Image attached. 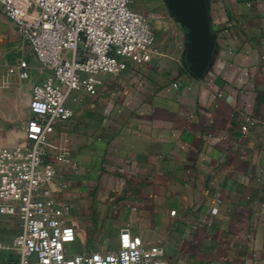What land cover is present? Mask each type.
Segmentation results:
<instances>
[{
    "label": "crops",
    "instance_id": "1",
    "mask_svg": "<svg viewBox=\"0 0 264 264\" xmlns=\"http://www.w3.org/2000/svg\"><path fill=\"white\" fill-rule=\"evenodd\" d=\"M206 3L214 51L201 78L188 71L186 30L164 0H136L160 55L100 75L95 96H68L74 116L50 140L67 162L47 188L71 207V254L115 251L128 229L169 264H264V0ZM14 42L0 8L1 71ZM29 63L28 81L42 80ZM245 118L254 124L242 134ZM19 231L0 217V264L17 263L4 247Z\"/></svg>",
    "mask_w": 264,
    "mask_h": 264
},
{
    "label": "built area",
    "instance_id": "2",
    "mask_svg": "<svg viewBox=\"0 0 264 264\" xmlns=\"http://www.w3.org/2000/svg\"><path fill=\"white\" fill-rule=\"evenodd\" d=\"M135 2L0 0L5 18L44 73L30 90L21 143L0 146V217L16 219L20 229L4 248L17 254L16 264H169L161 246L145 245L128 229L120 231L115 251L71 254L68 247L77 235L69 221L71 207L57 202L47 188L55 164L67 162L63 152L51 155L50 140L56 125L74 116L66 106L68 96H95L100 75L116 76L129 64L142 66L160 55L150 22L134 9ZM23 54L13 69L19 80L28 81L30 63ZM11 84V72L0 70V91ZM253 124L245 118L241 133Z\"/></svg>",
    "mask_w": 264,
    "mask_h": 264
},
{
    "label": "water",
    "instance_id": "3",
    "mask_svg": "<svg viewBox=\"0 0 264 264\" xmlns=\"http://www.w3.org/2000/svg\"><path fill=\"white\" fill-rule=\"evenodd\" d=\"M170 15L186 30L185 61L188 71L201 78L214 51V37L206 0H164Z\"/></svg>",
    "mask_w": 264,
    "mask_h": 264
},
{
    "label": "rangeland",
    "instance_id": "4",
    "mask_svg": "<svg viewBox=\"0 0 264 264\" xmlns=\"http://www.w3.org/2000/svg\"><path fill=\"white\" fill-rule=\"evenodd\" d=\"M15 48L11 50L10 44L7 43L3 61V70H8L12 74V84L7 90L0 91V146H13L21 143L24 137L23 128L30 118L28 104L30 101V90L34 83L30 81H21L14 71V64L24 50L25 58L33 63V57L26 46H23L20 38L19 43L14 42ZM18 137L17 140H13Z\"/></svg>",
    "mask_w": 264,
    "mask_h": 264
}]
</instances>
